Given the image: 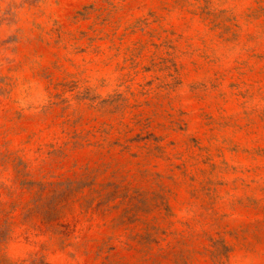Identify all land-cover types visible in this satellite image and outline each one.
<instances>
[{"label":"rangeland","instance_id":"374dc122","mask_svg":"<svg viewBox=\"0 0 264 264\" xmlns=\"http://www.w3.org/2000/svg\"><path fill=\"white\" fill-rule=\"evenodd\" d=\"M0 264H264V0H0Z\"/></svg>","mask_w":264,"mask_h":264}]
</instances>
